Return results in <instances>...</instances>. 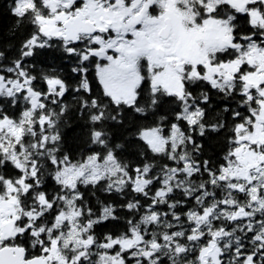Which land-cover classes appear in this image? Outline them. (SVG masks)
<instances>
[{
	"label": "snow or ice",
	"instance_id": "6c2138e0",
	"mask_svg": "<svg viewBox=\"0 0 264 264\" xmlns=\"http://www.w3.org/2000/svg\"><path fill=\"white\" fill-rule=\"evenodd\" d=\"M0 264H264V0H0Z\"/></svg>",
	"mask_w": 264,
	"mask_h": 264
}]
</instances>
